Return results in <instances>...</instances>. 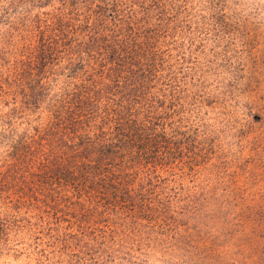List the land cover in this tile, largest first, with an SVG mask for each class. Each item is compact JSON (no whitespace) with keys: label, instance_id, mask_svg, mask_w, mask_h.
I'll use <instances>...</instances> for the list:
<instances>
[{"label":"trees","instance_id":"16d2710c","mask_svg":"<svg viewBox=\"0 0 264 264\" xmlns=\"http://www.w3.org/2000/svg\"><path fill=\"white\" fill-rule=\"evenodd\" d=\"M259 19L264 0H0V264L136 263L127 238L201 155L193 118L258 81L233 53Z\"/></svg>","mask_w":264,"mask_h":264},{"label":"rangeland","instance_id":"374dc122","mask_svg":"<svg viewBox=\"0 0 264 264\" xmlns=\"http://www.w3.org/2000/svg\"><path fill=\"white\" fill-rule=\"evenodd\" d=\"M259 20L248 26L259 29L250 50L233 53L251 68L261 65L258 81L244 86L240 100L229 95L226 79L219 90L212 87L205 112L193 118L203 130L202 143L191 148L198 152L202 146L201 155L192 153L181 194L158 214L160 225L140 227L127 238L138 256L132 264H264V19ZM224 69L214 67L210 77Z\"/></svg>","mask_w":264,"mask_h":264}]
</instances>
